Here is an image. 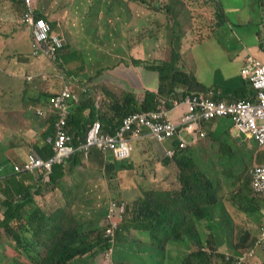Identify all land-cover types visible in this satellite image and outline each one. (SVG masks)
Returning a JSON list of instances; mask_svg holds the SVG:
<instances>
[{
	"label": "trees",
	"instance_id": "16d2710c",
	"mask_svg": "<svg viewBox=\"0 0 264 264\" xmlns=\"http://www.w3.org/2000/svg\"><path fill=\"white\" fill-rule=\"evenodd\" d=\"M10 1L15 3L16 9L21 8L23 13L24 5L21 0ZM133 1L137 2L139 6L153 10L148 5V0ZM215 1L218 2V0ZM178 3L180 2L172 1L165 4L163 10L168 9V12L177 11V7L180 9ZM154 10L160 11V8L156 7ZM36 17L45 19L39 10L36 12ZM218 18L221 20L220 27L228 25L227 17L221 7L219 8ZM260 34L261 32L259 36ZM261 48L264 51V41L261 43ZM180 58H182L180 51H174L170 62L152 68L153 71L160 74L159 90L158 92L146 91L143 102L137 101L136 94L132 92L124 93L120 99L114 100L112 106L109 107V112L113 114L112 117H109V112L96 115L95 100L89 94L83 95L78 103L73 102V111L68 118L67 131L74 136V144L80 146L86 141L87 125L96 120L102 122L103 129L107 133L114 134L125 117L158 110L165 101L169 102L168 109L173 110L175 108L174 100H183L187 95H180L176 92L181 85L187 87L190 93L195 90L196 86L205 91H211L212 89L200 84L192 73L179 71ZM142 62L132 60L134 66L141 65ZM51 112L55 114V123L58 115L56 112ZM213 123L217 125L218 131L231 129L233 126L230 119H220ZM50 134H53V136L55 134V128L53 129L52 126L49 127L45 135L43 133L45 138ZM128 137L130 138L131 134ZM147 139L133 142L134 152L137 145L145 144L144 141ZM217 139L222 141L221 137ZM240 142L241 140L232 142L228 139L223 144L226 149L235 147L243 149V151H247L254 156L257 154L256 152H259V149L264 151V147H259L255 141L252 148L246 143L240 145ZM49 147L52 150L51 145L47 144L46 148ZM94 150V152H91L94 161L97 162L99 159H103L101 152L97 149ZM200 159L201 154L194 153L191 149L185 150L174 158H168L167 163L175 161L178 166L180 190L173 193H171L172 191L152 190L148 192L147 198H142L136 203L135 208L133 205H129V215L122 228H120L121 234L119 235L125 232L129 234L138 233L130 244L132 255L138 257L141 248L137 244V239L145 241L146 238L143 235L145 233L148 234L150 247L154 250L152 259L148 264H214V257L216 256L220 258L218 264H238L236 255L240 254L239 249L256 250L258 248L260 237L255 239L248 229H245L242 233L241 240L235 238L233 244L234 224L231 221L233 217L225 203L220 200L218 188L200 167ZM82 160L83 153L74 155L69 160L70 170L83 165ZM122 166L112 164L109 160L104 162V170L112 173V177L120 171L132 170V166L128 164L122 163ZM66 167L68 166H55L51 178L52 184H49L53 187H62L64 192L63 186H65V183H61V179L65 177ZM250 168L251 166L247 170H250ZM5 180L9 185L6 186V190H2V187H0L3 193L7 195L6 199L1 202L4 213L3 219L0 220V230L4 229L6 234L12 238L18 254L19 252L25 253L33 258L37 264H74L79 259L88 256L94 257L100 251L108 248L109 240L105 238L104 229L102 231L90 230L87 233L85 231L80 233L81 226L78 222L70 225L68 221L66 224L65 217L71 218L73 214L75 217L79 216V212L72 213L69 210L72 206L71 202H73L70 199L71 195L64 193L66 205L56 212L58 216L47 215L35 203L34 193L38 194L41 191V185L35 183L37 181L31 174L13 173L8 175ZM72 185H74V189H79L83 186V180L72 183ZM256 197L259 198L256 201L263 205L264 195L256 192ZM74 200L76 201L75 198ZM246 211L254 218L256 213L251 207L246 208ZM94 212L97 211L92 210L89 213L94 214ZM99 212L103 213L104 217L105 211L100 210ZM256 215L258 216V222H255L258 225L263 224L264 216ZM224 217L228 219L227 223H223V220L225 221ZM92 219L93 217L88 219L89 224L96 222ZM174 223L175 228L173 229L172 225ZM15 225H19L21 232L14 231ZM182 237L187 238L186 242H181ZM191 240L193 241L191 242ZM226 242L233 248V254L230 257L219 250V247Z\"/></svg>",
	"mask_w": 264,
	"mask_h": 264
},
{
	"label": "rangeland",
	"instance_id": "374dc122",
	"mask_svg": "<svg viewBox=\"0 0 264 264\" xmlns=\"http://www.w3.org/2000/svg\"><path fill=\"white\" fill-rule=\"evenodd\" d=\"M84 0H68V6L73 3L82 4ZM126 2V0H122ZM169 3L172 1L181 2V0H165ZM165 1L162 0H148L149 6L154 10V8L159 7L160 11L163 14V18L161 23H166L167 18L165 16L169 15L167 13L168 9L163 10ZM189 4L190 13L193 14V22L190 20L185 22L181 16L180 20L178 18V24L182 25V27L176 26L177 33L181 34L179 37L175 39L177 47L185 48L189 52L188 64H195V57L200 59L202 64L203 58L206 59L207 64L213 68H223L225 69V75L229 78L233 77L235 73L242 67V64L247 62V56L253 55L259 60L264 62V51L261 48V43L264 41V0H222V3L227 5L229 19L231 23L226 26H219L221 20L218 18L219 12V3L215 0H186ZM162 2L161 5H158ZM165 2V3H164ZM45 4V3H44ZM180 5V3H178ZM120 3H116L113 8L114 10L121 9ZM63 7V4L60 8ZM11 8L14 12L15 20H19L21 17V8L15 7V5L11 4ZM194 12V13H192ZM63 12H56L53 14L55 17L57 15H62ZM181 15V13L179 14ZM51 23V22H50ZM99 21H95L98 27H100ZM116 22H113L112 36H111V46L106 50V56L108 58V52H112V58L108 59L104 63L108 62L116 65H119L120 59L117 57L120 52L114 53L115 48L117 47L118 42L121 40L122 31L117 28L114 30ZM193 23V25H192ZM51 26L54 31L55 23H51ZM192 27L195 29L196 33L199 35L196 41H201L195 44V48L192 50V34L188 36V31L192 30ZM181 29V30H180ZM261 32L260 36L259 33ZM121 33V34H120ZM212 33H215L217 38H207L211 36ZM158 36V30H146L144 32V38L146 41H149L150 37ZM99 34L95 37L94 48L81 49L79 51V57L77 58L81 62L89 63V56L92 54V61L97 62V64L103 59L101 56L105 55V53H99L97 45H98ZM159 38L161 40V49L164 50L170 47V51L168 52L167 58L171 59L172 57V48H173V40H172V32L171 26L165 27L163 25L161 27V31L159 34ZM206 38L202 41V39ZM216 40V41H215ZM104 42H107L103 39ZM221 44L219 47L220 51L217 49H213L212 46H218V43ZM152 45L147 44L146 50L151 51ZM222 48H225L222 50ZM71 51L74 52L73 48H70ZM101 52V51H100ZM153 54V53H152ZM150 55V52H147L144 58L145 63L154 64L156 66L162 65V62L158 60L152 61L153 56ZM103 62V61H102ZM101 62V63H102ZM108 66V65H106ZM179 71H184V60L180 58L178 64ZM237 68V69H236ZM102 72L106 73L103 77H100L99 80L95 81L90 85L89 79H82L81 84H85L81 86L86 90H89V95L93 97L95 100V104L99 107V113L104 114L108 111L109 107L112 106L114 100L117 99V96L120 95L121 91L125 88H133V85H136L137 79L136 77H129L127 79L120 80V77L116 78L115 74H111L108 72L107 68H96L91 67L90 73H92L93 77L102 74ZM108 76V77H107ZM104 79V80H103ZM109 79L114 80V84L108 82ZM122 79V77H121ZM93 88V89H92ZM113 90H112V89ZM92 89V90H90ZM195 90L200 92L203 89L199 87H195ZM127 92V89L125 91ZM140 95V94H139ZM73 103L72 100L69 101ZM21 115V112L13 113L15 115ZM211 123L204 124L203 128L207 129L210 133ZM227 138L233 137L230 140L233 142L237 139L238 130L235 126H232L231 129H228ZM52 135L47 136V140L50 141L52 139ZM184 137L191 141V136L188 133L184 134ZM222 141L211 136L210 134L205 138H199L196 141V146L191 147L192 149L200 150V154L203 159V167L206 171H212L211 174L218 178V192L219 198L222 202L225 203L227 209L229 210L233 220L231 218L232 223L234 224V232L232 235L233 244L234 239L237 238L239 241L241 240V235L245 229H248L254 238L258 239L260 237L262 228L264 226L261 223L257 225L255 221L258 220V215L264 216V203L260 205V202L256 201L259 199L256 197V192L254 191L251 183V170H247L248 167L254 168L256 165L263 163L264 161V151L263 149H259V152H256L258 156H254L247 151H243V149H237L235 147H230L226 149ZM145 144L141 143L140 146L137 145L135 149L133 158L128 160L127 162H118L112 156H109V161L117 164L119 167H123L122 163L128 164L132 166V170L128 171H120L112 177V173H108L107 170H104V159H99L97 162H93L92 165L89 166L88 170L85 172V175L90 176L93 181L91 187L85 186L79 188L77 191L74 189V185L67 187L63 186L65 192L69 195H73L75 192H83L86 191V195L90 199V201L81 200L82 203H85L87 207H91V210H95L94 214L89 213L84 208L73 207L69 209L72 213H77L79 211V216L75 217L74 214L71 218L65 217L64 220L70 222V225L78 222L81 226L80 233L89 232L90 230H99L102 231L104 229V221H103V213L99 212L100 210H107L108 204L112 200L123 201L127 204L135 205L142 198L148 197V192L152 190L159 191H172L179 186V179L177 175H172L173 171L177 167L174 165V169H167L163 164L168 161L165 153L171 148L168 144H161L158 146L160 151L156 149V143L147 139L144 141ZM242 142V143H241ZM240 145L243 143L248 144L250 148H252V144H254V140L248 135L243 134L241 137ZM162 149V151H161ZM256 155V154H255ZM3 158L0 156V161ZM80 160V159H79ZM15 164L9 165V168ZM80 166V165H79ZM250 168V169H251ZM10 169V170H11ZM13 174V171L11 172ZM77 176H80V172H78ZM76 176V177H77ZM76 180L74 179V182ZM40 186V192L38 194L34 193V200L37 206H39L42 210H44V187L45 189L52 190L53 187L46 184L44 185L41 182L36 183ZM9 183L6 180L0 179V187L2 190H6V186ZM37 186V185H36ZM0 189V216L3 215V207L1 202H3L7 195L3 193ZM34 192V191H33ZM92 194L93 198L90 196ZM73 203V202H71ZM253 203V204H252ZM258 203V204H257ZM139 204V203H138ZM66 203L64 202V206ZM143 205V204H141ZM245 207V208H244ZM251 207L252 210L256 213L254 218L253 216L246 211V208ZM105 213V212H104ZM58 213H53V216H58ZM92 219V221H96L95 223L89 224L88 219ZM225 218V217H224ZM226 223L228 219L225 218ZM249 221H251V226H249ZM258 222V221H257ZM172 228H175V223L172 225ZM207 228V223H206ZM15 232H21L19 229V225L14 226ZM118 232L115 239L113 240V247L111 251L108 253L109 258L107 256V250L100 251L94 257H85L84 259H79L74 264H148L153 255V248L150 247V241L148 240V234H143L147 238L145 241L137 239L141 250L138 254V257H135L131 254L132 249L130 247L131 241L136 237L135 232L133 234ZM187 238L182 237L181 242H186ZM221 241V239L219 238ZM193 240H191L192 242ZM250 248V247H249ZM185 249V248H184ZM183 249V250H184ZM183 250H181L183 252ZM221 252L226 253L228 256H232L233 248L228 244H222L219 247ZM254 249H239L240 255L244 256L247 254H252ZM257 255L253 259L247 260L246 264H264V248H257ZM20 254V255H19ZM15 250V242L12 240L10 236H8L4 229L0 230V264H37L36 261L25 253H21ZM220 258L218 256L214 257V264L219 263ZM251 262V263H250Z\"/></svg>",
	"mask_w": 264,
	"mask_h": 264
},
{
	"label": "crops",
	"instance_id": "0c3cea01",
	"mask_svg": "<svg viewBox=\"0 0 264 264\" xmlns=\"http://www.w3.org/2000/svg\"><path fill=\"white\" fill-rule=\"evenodd\" d=\"M34 1L45 20L52 24L53 22L55 23V33L66 40V46L55 62L45 56L33 57L31 54L32 34L28 28L22 26L20 19L15 20L14 12L11 8V4L15 5V3H11L10 0H0V156L3 158L0 161V179L2 180L12 174L13 169L9 168V165L22 164L28 152L35 151L44 159L51 155L50 147L46 148L48 140L44 137L50 126L54 129L55 114L51 112L48 104L51 97L60 93L65 87H69L73 94L81 98L82 93L89 91L81 87L85 85L81 84L80 81L82 79H89V84L92 85L100 77L106 75V73L102 72V74L100 73L99 76L94 78L90 70L91 67H96L99 69L107 68L109 73L116 75V78L121 75L122 79L120 77V80L136 77V85H133V88H125L124 86L117 99H120L127 89V92L136 94L137 101L143 102L145 92H158L160 83V74L152 70L156 65L145 63L144 61L146 53L150 52V55L153 53L152 61L158 60L162 62V65L165 62H170L174 51H178L175 39L181 35L176 30V26L182 27V25L178 24L179 16L185 22L189 20L193 22V14L190 13L189 4L186 0H181L180 9L177 7V11H167L169 15L165 16L167 18L166 23H161L163 18L161 12L139 6L133 0H126V2L122 0H84L82 4L73 3L69 6L68 0ZM117 2L122 5L118 11L113 8ZM218 3L227 17L228 24L231 23L227 5L223 4L222 0H218ZM62 4L63 7L60 8ZM161 4L162 2L158 5ZM166 4H169V2L167 1ZM60 11L63 12L62 15H57L56 17L53 15ZM180 13L181 15H179ZM95 21L101 22L100 27L94 24ZM113 22H116L113 31L117 30V28L122 31V34L120 33L121 40L114 50V53L120 52L119 55L116 53L120 59L119 65L116 66L112 61L107 64L104 63L114 57L112 52H108V58L106 56V50L112 44ZM163 25L166 28L171 26L173 40L171 59L167 58L170 47L168 46L164 50L161 49L162 39L159 38V34ZM146 30H158V36L154 35L150 37L149 41H146L144 38ZM194 32L196 31L192 27V30L188 31L187 35L190 36ZM98 34L99 43L97 47L99 51L97 52L105 53L104 56H101L103 62L100 61L98 64L93 62L91 60L92 54L89 56V63L79 61L77 59L79 51L81 49L94 48L93 40ZM103 39L108 41L104 42ZM147 44L152 45L151 51L146 50ZM195 44L197 43H192V50L195 48ZM217 45L212 46V48L220 51L219 47H221V44L218 43ZM182 46L179 47V51L183 53L184 67L191 73L193 72L203 86L212 89L209 92H214L220 100L234 101L251 95V88L241 73L245 63L242 64V67L238 69L233 77L229 78L225 75V69L210 67L205 58H203L201 64L200 59L192 54L195 64H188L189 52ZM70 48H73L74 52ZM132 60L143 62L141 65L134 66ZM30 77H32L31 81L29 80ZM107 80L109 83L114 84V80ZM183 88L186 87L183 86ZM253 97H255V93ZM96 108H98L97 105ZM182 111L184 110L170 114L171 120L180 122ZM15 112H21V115L13 116ZM112 116L113 114L109 112V117ZM210 130V135L215 138L221 137L222 140L232 138L226 137L228 129L218 131L217 125L214 123H211ZM155 145L156 149L160 151L159 147L161 146ZM168 145L169 147L167 146L166 148H170L172 143H168ZM194 153L199 154L200 150L195 149ZM256 156L258 155L256 154ZM200 160L199 165L202 170L211 179H218L211 174L212 171L205 170L202 156ZM93 162L96 161L91 157L88 162L83 161L85 165L77 166L76 171L75 169L67 171V175L64 178L65 186L70 187L72 183L83 180L85 190L87 184L91 187L89 183L93 179L85 175V172ZM163 165L167 169H174V165L177 164L173 161L166 162ZM78 172H80L82 177H74ZM172 175H177L178 177V166ZM74 179L76 180L75 182ZM64 182L61 180V183ZM179 188L180 184L177 189ZM85 190L82 193H73L70 199L73 200L72 206L74 208H84L91 212V207H87L81 201H90ZM64 193L62 187H53L52 190L44 187V212L47 215H52L64 207V202L66 203ZM93 195L95 194L90 197L93 198ZM2 217L3 215L0 216V220L3 219ZM223 223H226V221L223 220ZM249 226H251V221H249ZM144 238L147 237L144 236ZM226 244L228 243L226 242Z\"/></svg>",
	"mask_w": 264,
	"mask_h": 264
},
{
	"label": "built area",
	"instance_id": "2783aa9c",
	"mask_svg": "<svg viewBox=\"0 0 264 264\" xmlns=\"http://www.w3.org/2000/svg\"><path fill=\"white\" fill-rule=\"evenodd\" d=\"M24 5L22 23L31 29L32 52L34 57L46 56L55 61L63 51L65 44L63 39L52 34L51 25L42 18L36 17L38 7L34 0H21ZM242 75L250 82L256 92L255 97L242 101L227 103L216 102L205 95L189 96L186 99L188 111L185 113L181 126L173 123L169 118V111L163 107L159 111L133 114L124 118L114 135L103 132L100 122H95L87 136V142L76 149L73 138L66 132L67 118L70 114V100L78 101V97L65 88L50 100L51 109L57 113L59 120L56 123V138L54 149L57 157L44 163L38 156L31 155L24 165L16 166L15 171L43 172L50 171L53 163L63 157L81 150L86 158L89 157L92 148H97L104 155H113L115 160L124 162L131 158L134 148L132 143L143 139H154L159 143H165L180 135V129L190 133L195 139L205 137L201 131L204 121L217 117L232 119L238 130V137L248 134L261 147H264V62L256 58H249ZM32 78H29L31 80ZM176 107L182 105L175 101ZM186 106V107H187ZM131 134L129 138L128 135ZM182 148L187 143L183 140ZM168 157L173 158L175 150H169ZM252 187L255 192L264 195V163L257 165L252 171ZM128 212V204L121 201H110L106 215V235L112 239L124 222ZM264 242V227L260 235L259 244ZM109 256V254H107ZM246 257L238 261L243 264Z\"/></svg>",
	"mask_w": 264,
	"mask_h": 264
},
{
	"label": "clouds",
	"instance_id": "9594fccd",
	"mask_svg": "<svg viewBox=\"0 0 264 264\" xmlns=\"http://www.w3.org/2000/svg\"><path fill=\"white\" fill-rule=\"evenodd\" d=\"M39 10V9H38ZM22 15H23V13L21 14V17H20V23L22 24V26H24V27H26V28H28L30 31H31V29L29 28V27H27L25 24H23L22 23ZM43 19V18H42ZM45 20V19H44ZM47 21V20H46ZM48 22V21H47ZM49 23V22H48ZM228 23V22H227ZM50 24V23H49ZM51 25V24H50ZM52 27V26H51ZM31 34H32V32H31ZM52 34L53 35H55V36H58L59 38H61V39H63V41H64V44H65V46H66V40L64 39V38H62L60 35H58V34H56L55 33V31H53V28H52ZM192 35L194 36L193 37V41H192V43L193 42H195V43H198V41H196V39H197V37L199 36L196 32H194V33H192ZM214 37H218L215 33H212L211 34V36H209V37H207V38H214ZM31 38H32V36H31ZM206 38H204V39H202V41L203 40H205ZM32 40H33V38H32ZM201 42V41H200ZM31 45H32V42H31ZM178 48V47H177ZM64 49H65V47H64ZM64 49H63V51H64ZM62 51V52H63ZM178 51H179V48H178ZM62 52L60 53V55L62 54ZM31 54H33V52L31 53ZM180 54H181V57H182V55H183V53L182 52H180ZM59 55V56H60ZM33 56V55H32ZM58 56V57H59ZM34 57V56H33ZM39 57H42V56H39ZM46 57V56H45ZM251 57H253V58H256V57H254L253 55H249L248 57H247V62L245 63V66H244V68L247 66V63H248V60H249V58H251ZM35 58H38V57H35ZM183 58V57H182ZM50 59V58H49ZM256 59H258V58H256ZM51 60V59H50ZM52 62H55V61H53V60H51ZM263 62V61H262ZM243 68V69H244ZM243 69H242V71H243ZM184 71H186V72H188V73H191L190 71H188L185 67H184ZM242 73V72H241ZM192 74L193 75H195L193 72H192ZM196 76V75H195ZM243 76V75H242ZM244 77V76H243ZM30 78H32V77H30ZM197 78V77H196ZM244 79H245V81L247 82V84L250 86V88H251V91H252V93H251V95L249 96V97H247V99L248 98H252L253 97V94L255 93V95H256V92H254V90L252 89V87H251V84H250V82L244 77ZM32 80V79H31ZM30 80V81H31ZM198 80V79H197ZM199 82V81H198ZM200 83V82H199ZM201 84V83H200ZM66 88V87H65ZM64 88V89H65ZM67 88H69V87H67ZM63 89V90H64ZM70 89V88H69ZM201 89V88H200ZM71 91V90H70ZM176 92L178 93V94H180V95H183V94H187L186 96H185V98L183 99V100H174V109L173 110H169L168 109V103L169 102H167V101H165L164 102V104L161 106V107H159V109L158 110H155V111H159V110H161L163 107H166L167 108V110L169 111V118H170V114H172V113H175V112H178V111H180V110H184V111H182V117H181V121L180 122H175V121H173V120H171V118H170V120L173 122V123H175L176 125H178V126H181V124H182V120H183V118H184V115H185V113L188 111V106H187V104H186V99L189 97V96H194V95H205V96H207V97H210L211 99H213L214 101H216V102H227V103H233V102H238V101H242V100H245V99H236V100H234V101H227V100H220V98H217L216 97V95L214 94V92H209V91H205L204 89H203V91L202 92H200V91H197V90H194L192 93H190V92H188V90H187V87L186 88H183V86L181 85L177 90H176ZM71 93H72V91H71ZM90 92L89 91H85L84 93H82L83 95H85V94H89ZM59 94V93H58ZM81 94V95H82ZM57 95V94H56ZM82 95V96H83ZM89 96V95H88ZM54 97V96H53ZM53 97H51V98H53ZM82 98V97H81ZM80 96L78 97V101H80ZM50 100L51 99H49V102H48V104H49V108H50V110L51 111H53L52 109H51V107H50ZM74 103H78V101H75V100H72ZM175 101H177L178 103H180V104H182V105H185V106H182V107H176V105H175ZM70 103V102H69ZM96 105L97 104H95L94 105V107H95V113H96V115L98 114H100L99 113V107L98 108H96ZM72 103H70V114H69V116H68V118L70 117V115L72 114V111H73V109H72ZM187 106V107H186ZM110 110L108 109V111L107 112H109ZM155 111H152V112H155ZM54 112V111H53ZM58 119H57V121L54 123V128H55V134H54V136L52 135V139L50 140V141H48V144H50L51 145V148H52V150H51V155L48 157V158H46V159H44L43 157H41V156H39L38 154H37V152H35V151H30V152H28V154L26 155V157H25V159L23 160V162H22V164H15L13 167H12V169H13V173H21V172H23V173H29V174H31L35 179H36V181L37 182H35V180H34V182L35 183H38V182H41V183H43L44 185H46V184H52V182H51V178H52V174H53V172H54V167L55 166H59V165H63V166H68V167H66V169H67V171H69L70 170V159L74 156V155H77L78 153H83L81 150H78V151H76L74 154H72V155H69V156H67V157H63L60 161H56L55 163H53V165H52V168H51V170L50 171H47V170H44L43 172H39L38 170H36L37 172H34V173H32V172H28V171H15V167L16 166H22V165H24V163H25V161H27V159H28V157L29 156H31V155H34V156H38L44 163H48L49 161H51V160H54L56 157H57V151L54 149V140H55V138H56V134H57V131H56V123L58 122V120H59V117H57ZM68 118H67V124H66V132L68 133V131H67V127H68ZM126 118V117H125ZM124 119V118H123ZM220 119H230V118H228V117H217V118H213V119H211V120H208V121H204L203 122V124H202V128H201V131L203 132V133H205L206 135H205V137H201V139H205L210 133L207 131V129H204L203 128V126H204V124H206V123H213V122H215V121H217V120H220ZM231 121H232V119H230ZM123 121V120H122ZM95 122H100L101 123V125H102V122L100 121V120H96ZM95 122H93L92 124H88V131H87V134H86V141L84 142V143H82L80 146H76L75 144H74V136L72 135V134H69L72 138H73V142H72V144H73V146L76 148V149H79L82 145H84L86 142H87V136H88V132H89V130H90V128H91V126L95 123ZM232 124H233V126H235V124H234V122L232 121ZM102 129H103V126H102ZM180 131H181V133H180V135H178V136H176L174 139H171V140H168V141H166L165 143H159V142H157L156 140H154V139H151V140H153L156 144H158V145H161V144H168V143H172V146L170 147L171 149L170 150H175V152H176V154H175V156H177V155H180V154H182L185 150H187V149H192L191 147H195L196 145V141H197V139H195L194 138V136H192L190 133H188V132H186V131H184V130H182V129H180ZM103 132L104 133H106V134H109V133H107V131H105L104 129H103ZM185 133H188L190 136H191V141H189V140H187L185 137H184V134ZM115 134V133H114ZM114 134H110V135H114ZM242 137V136H241ZM241 137H238L237 136V139L238 140H241ZM233 138V137H232ZM183 140L184 141H186V143H187V145H186V147L185 148H182L181 147V145L184 143L183 142ZM255 141V140H254ZM256 142V141H255ZM259 145V144H258ZM259 147H261L260 145H259ZM263 148V147H262ZM94 149H97V148H92L91 149V151H90V154H89V157L88 158H86L85 157V155L83 154V160H82V164H84L83 163V161H85V162H88L90 159H91V152L93 151H95ZM97 150H99V149H97ZM195 149H193L192 151H194ZM100 151V150H99ZM101 152V151H100ZM102 154V156H103V159H104V161L103 162H106V161H108L109 160V156H112L113 157V155H104L103 153H101ZM132 154H134V152H132ZM165 155H166V157L167 158H171V157H168L167 155V153H165ZM174 156V157H175ZM173 157V158H174ZM114 158V157H113ZM131 158H133V155H131ZM130 158V159H131ZM115 159V158H114ZM129 159V160H130ZM128 161V160H127ZM127 161H124V162H127ZM118 162H120V161H118ZM260 164H262V163H260ZM85 165V164H84ZM259 165V164H258ZM257 166V165H256ZM255 166V167H256ZM254 167V168H255ZM77 168V167H76ZM76 168H75V171H76ZM254 168H251L250 170L252 171ZM74 169V168H73ZM178 173H179V169H178ZM206 174V173H205ZM66 175H67V172H65V177H66ZM207 175V174H206ZM77 176V175H76ZM76 176H74V177H76ZM208 176V175H207ZM64 177V178H65ZM79 177H82V176H79ZM209 177V176H208ZM210 178V177H209ZM211 179V178H210ZM4 180H5V178H4ZM63 182H64V179H61ZM213 182H214V184H215V186H216V188H218V179H216V180H213V179H211ZM81 181V180H80ZM65 183V182H64ZM251 183H252V177H251ZM180 184V183H179ZM50 186H52V185H50ZM181 187V186H180ZM178 190H180V188L179 189H175L174 191H178ZM112 201H114V200H112ZM116 201V200H115ZM121 202H123V201H121ZM110 203V202H109ZM109 205V204H108ZM128 207H129V204H128ZM107 209H108V207H107ZM106 215H107V210H105V215H104V217H103V221H104V232H105V238H107L108 240H109V246H108V248H106V250H107V254L111 251V248L113 247V242H112V239L111 238H109V237H107V235H106ZM128 215H129V209H128V212H127V215H126V218H125V220L127 219V217H128ZM125 220H124V222H125ZM124 222L123 223H121L122 225L124 224ZM122 225H120V228H122ZM264 227V226H263ZM120 228H119V230L116 232V234H115V237H116V235L118 234V232H121L120 231ZM115 237L113 238V240L115 239ZM258 248H260V249H263L264 248V242H263V244L262 245H260L259 244V246H258ZM204 250H207V249H204ZM255 255H257V251L254 249L253 251H252V254H247V255H244V256H241L240 254H238V255H236L237 257V263H238V261H239V259L241 258V257H246V259H245V261H244V263L243 264H246V262H247V260H250L251 261V259H253L254 257H255ZM107 256V255H106ZM230 257V256H229ZM257 257V256H256ZM256 257H255V259H256ZM106 258H109L108 256L106 257ZM239 264V263H238Z\"/></svg>",
	"mask_w": 264,
	"mask_h": 264
}]
</instances>
